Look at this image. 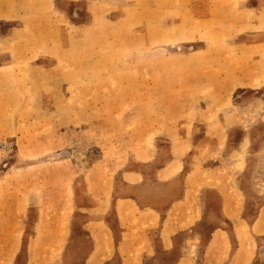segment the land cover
I'll use <instances>...</instances> for the list:
<instances>
[{
  "label": "rangeland",
  "instance_id": "374dc122",
  "mask_svg": "<svg viewBox=\"0 0 264 264\" xmlns=\"http://www.w3.org/2000/svg\"><path fill=\"white\" fill-rule=\"evenodd\" d=\"M259 2L0 0V264H85L91 194L108 199L126 161L130 169L169 151L170 140L186 153L199 127L210 142L194 174L210 186L220 159H233L217 173H230L238 203L256 215L264 204ZM226 139L227 151L212 150ZM107 220L116 224L112 211ZM178 255L162 250L148 263Z\"/></svg>",
  "mask_w": 264,
  "mask_h": 264
},
{
  "label": "crops",
  "instance_id": "0c3cea01",
  "mask_svg": "<svg viewBox=\"0 0 264 264\" xmlns=\"http://www.w3.org/2000/svg\"><path fill=\"white\" fill-rule=\"evenodd\" d=\"M201 128L194 130L186 153L177 155L170 140L169 151L136 159L130 169L126 161L120 184H115L108 199L104 193H98L101 199L91 194L94 204L87 206L86 227L93 248L85 264H149L162 250L179 252L173 264H199V259L200 264H253L255 260L264 264V204L256 215H247L250 208L238 203L230 173H217L225 165L233 166V159H225L226 164L220 159L210 186H202L203 179L194 174L193 159L210 142L199 134ZM227 141L214 140L212 150L227 151ZM241 192L247 195L246 189ZM111 211L115 225L107 220ZM110 244L114 252L107 250Z\"/></svg>",
  "mask_w": 264,
  "mask_h": 264
}]
</instances>
